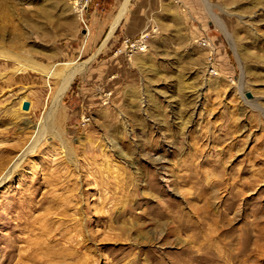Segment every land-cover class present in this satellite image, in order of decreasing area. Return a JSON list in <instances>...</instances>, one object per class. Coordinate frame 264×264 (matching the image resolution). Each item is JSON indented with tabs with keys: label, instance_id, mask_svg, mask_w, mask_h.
I'll use <instances>...</instances> for the list:
<instances>
[{
	"label": "rangeland",
	"instance_id": "rangeland-1",
	"mask_svg": "<svg viewBox=\"0 0 264 264\" xmlns=\"http://www.w3.org/2000/svg\"><path fill=\"white\" fill-rule=\"evenodd\" d=\"M124 1L0 0V264H264V0Z\"/></svg>",
	"mask_w": 264,
	"mask_h": 264
},
{
	"label": "bare ground",
	"instance_id": "bare-ground-1",
	"mask_svg": "<svg viewBox=\"0 0 264 264\" xmlns=\"http://www.w3.org/2000/svg\"><path fill=\"white\" fill-rule=\"evenodd\" d=\"M126 8H127V0L124 1V3L122 4V6L120 7V10L119 12L116 14V16L114 17L113 21H112V24L110 26V30H109V33L105 39V41L103 42V45L104 46L106 44V42L108 41V39L111 38L114 30L117 28L118 24L120 23V20L122 19L125 11H126ZM87 36V35H86ZM70 81H71V78L69 79L68 82H63L59 88V91L54 95V97L52 98V101H53V105L54 106H57L59 104V102L61 101L64 93L66 92L67 88L69 87L70 85ZM52 113V112H51ZM49 115V114H48ZM44 121V120H43ZM46 126L50 125V119H49V122L48 123H45ZM44 124V125H45ZM41 135L40 133V129H38L36 131V138ZM35 138V139H36ZM34 144V143H33ZM30 148V147H29ZM28 149V148H27ZM15 164V163H14ZM15 165H13L14 167ZM8 173V175H10L11 173L9 171H5L2 175V177L0 178V183L2 180H4L6 178V174Z\"/></svg>",
	"mask_w": 264,
	"mask_h": 264
},
{
	"label": "built area",
	"instance_id": "built-area-1",
	"mask_svg": "<svg viewBox=\"0 0 264 264\" xmlns=\"http://www.w3.org/2000/svg\"><path fill=\"white\" fill-rule=\"evenodd\" d=\"M89 1L90 0H85V6ZM146 36L145 33H142L132 38L123 39L117 52L128 56L145 52L147 49Z\"/></svg>",
	"mask_w": 264,
	"mask_h": 264
},
{
	"label": "crops",
	"instance_id": "crops-1",
	"mask_svg": "<svg viewBox=\"0 0 264 264\" xmlns=\"http://www.w3.org/2000/svg\"><path fill=\"white\" fill-rule=\"evenodd\" d=\"M100 30H101V29H99V28H97V29L95 28V32H94V36H93L94 41L97 40V37H98L99 34L101 33ZM109 30H110V29H109ZM115 30H116V29H115ZM115 30H114V31H115ZM113 33H114V32H113ZM137 35H138V34H137ZM135 36H136V35H135ZM126 37H131V38H132L133 36H126ZM94 41H92V43H95ZM102 43H103V42H102ZM107 43H108V42H107Z\"/></svg>",
	"mask_w": 264,
	"mask_h": 264
},
{
	"label": "water",
	"instance_id": "water-1",
	"mask_svg": "<svg viewBox=\"0 0 264 264\" xmlns=\"http://www.w3.org/2000/svg\"><path fill=\"white\" fill-rule=\"evenodd\" d=\"M21 108L23 111H28L30 108V104L28 102H23Z\"/></svg>",
	"mask_w": 264,
	"mask_h": 264
}]
</instances>
